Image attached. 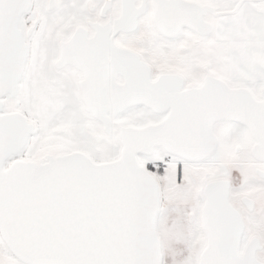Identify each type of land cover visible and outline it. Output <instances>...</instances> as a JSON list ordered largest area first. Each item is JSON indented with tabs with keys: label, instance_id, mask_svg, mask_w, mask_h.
<instances>
[{
	"label": "snow or ice",
	"instance_id": "snow-or-ice-1",
	"mask_svg": "<svg viewBox=\"0 0 264 264\" xmlns=\"http://www.w3.org/2000/svg\"><path fill=\"white\" fill-rule=\"evenodd\" d=\"M0 264H264V0H0Z\"/></svg>",
	"mask_w": 264,
	"mask_h": 264
}]
</instances>
